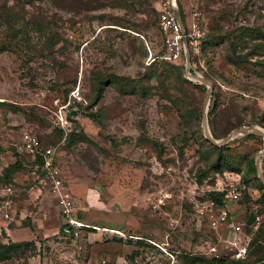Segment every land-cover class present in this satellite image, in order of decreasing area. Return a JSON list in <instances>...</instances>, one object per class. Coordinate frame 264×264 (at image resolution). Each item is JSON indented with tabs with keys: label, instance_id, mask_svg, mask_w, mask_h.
Here are the masks:
<instances>
[{
	"label": "rangeland",
	"instance_id": "obj_1",
	"mask_svg": "<svg viewBox=\"0 0 264 264\" xmlns=\"http://www.w3.org/2000/svg\"><path fill=\"white\" fill-rule=\"evenodd\" d=\"M164 1L0 0V174L19 163L10 177L12 195L0 198V228L19 220V201L32 190L40 196L31 198L29 209H48L39 231L31 232L35 250L9 254L0 264H116L134 251L146 253L148 246L127 243L128 235L198 252L209 237L229 238L224 228L198 232L192 220L193 199L217 183H239L241 203L234 210L261 216L264 248V191L251 165L264 139L238 136L221 147L205 139L206 87L185 77L184 52L177 61L161 58ZM174 2L185 26L199 13L205 32L198 47L189 48L190 73L212 87V137L220 141L241 127L264 130V0ZM75 87L84 102L67 108L70 128L58 166L79 218L98 228L78 240L59 233L48 187L16 150L26 134L47 145L61 142L53 112ZM260 169L264 176V157ZM86 196L96 206L88 209ZM20 235L11 234L14 241ZM5 237L0 231L6 245ZM226 256L222 260L230 261Z\"/></svg>",
	"mask_w": 264,
	"mask_h": 264
},
{
	"label": "built area",
	"instance_id": "obj_2",
	"mask_svg": "<svg viewBox=\"0 0 264 264\" xmlns=\"http://www.w3.org/2000/svg\"><path fill=\"white\" fill-rule=\"evenodd\" d=\"M175 9L174 0H165L160 5L158 16V27L165 47V52L161 58L170 62L177 61L183 54V36L174 16ZM191 18L189 25L184 27L188 47L194 50L204 39L205 32L199 22V13H194ZM82 102L84 101L80 89L75 87L70 91L66 103L53 112L52 124L63 131V141L67 129L70 128L66 117L67 108L70 105L82 104ZM16 150L30 158L35 170L39 172L42 181L48 187V192L53 195L59 209L61 234L77 239L83 230L94 229L74 217L77 211L75 199L58 166V146L43 147L36 136L26 134L21 138ZM237 177L239 178V176ZM238 186V182L225 185V187L217 183L215 186H208L206 191L193 199L191 205L195 223L199 227L205 226L211 232L224 228L229 235V238L225 240L212 239L211 237L205 239L198 248L199 251L195 252L196 254L215 260L223 259L225 253L227 254L226 257L231 260H244L247 257L250 243L262 224V218L253 212L246 213L244 211L240 214L238 209L234 210L235 207H239L241 201ZM12 193L13 188L11 186L0 185V198L12 195ZM252 215L253 219L249 220ZM4 217L8 218V213H5ZM150 243L158 248L162 255L153 253L151 255H139L133 260L125 258L116 264H185L176 253L165 248L166 244L160 246L153 242Z\"/></svg>",
	"mask_w": 264,
	"mask_h": 264
},
{
	"label": "trees",
	"instance_id": "obj_3",
	"mask_svg": "<svg viewBox=\"0 0 264 264\" xmlns=\"http://www.w3.org/2000/svg\"><path fill=\"white\" fill-rule=\"evenodd\" d=\"M180 15H181V19H182L183 25L185 26V21H184V17H183L182 12H180ZM69 93H68V95H69ZM98 97H100V93L98 94ZM77 105H81V104H77ZM59 132L61 133V135H63V138H64L63 131L60 130ZM63 138H62L60 143L58 142V143H56L54 145H47L44 142H42L39 138H38V140H39V143L41 144V146H43V147H48V146H55L56 147V146H58L59 151H60V146L64 142ZM64 140L66 142L67 138L65 137ZM31 165H33V163H31ZM251 165H252V170L254 171L253 161H252ZM18 170H19L18 161H16L14 165H11L10 167H7L6 169L3 170V172L0 174V177H2V175H3V177L5 176L7 178V180H3V182L6 183L5 185H9V186H11L13 188V186H12V184L10 182L11 181L10 177L13 174L12 172H15V171H18ZM261 188L264 191V186L263 185L261 186ZM240 203H241V201H240ZM74 217H75L76 220L82 222V219L79 218L78 213H75ZM252 219H253V215L249 217V220H252ZM192 220L194 222V226H195L196 231L201 232V228L203 226L200 228L195 223L194 219H192ZM23 225H24V227H27L26 224H23ZM261 226H262V224H261ZM261 226L259 227V229L256 232L255 236L253 237V239H252V241L250 243L249 253H248L247 257L244 260H230V261L225 262L222 259H219V260H215V259H212V258L210 259V258L205 257L204 255L196 254L195 252H192V253H187V252H184V251H180L179 252L178 250H174V249L169 248L168 247L169 244L165 248L167 250H169L170 252L176 253L178 255V258L185 264H245L246 262H247V264L249 262H251L250 264H264V248L260 244L261 243L260 242L261 233L263 232ZM197 227H199V228H197ZM29 230L32 232L31 228H29ZM85 230L86 231H90V232H94V230H92V229H85ZM60 233H61V230H60ZM126 238L128 240L127 243L130 242L131 240H136L137 241V245L138 244L139 245L140 244H144V245L148 246V248H143L142 252H144V253L146 252L145 254H143V256L144 255H148V254L151 255L152 253L155 254V255H162L161 251L158 248H156L153 244L150 243L151 241L149 242L148 240H146L144 238L130 236V235L126 236ZM158 245H160V244H158ZM29 247L31 248L32 251L35 250V245H34L33 242H22V243H19V244L18 243H10L9 242L6 245L3 244V243H0V259L7 258L9 254H15V253H19V252L23 253V251H27V249ZM144 249H147V250H144ZM134 252L135 253H131L130 256H127V259L133 260L136 257H138L139 255H141L140 251H134ZM251 257L253 258V260L248 262V260Z\"/></svg>",
	"mask_w": 264,
	"mask_h": 264
},
{
	"label": "water",
	"instance_id": "obj_4",
	"mask_svg": "<svg viewBox=\"0 0 264 264\" xmlns=\"http://www.w3.org/2000/svg\"><path fill=\"white\" fill-rule=\"evenodd\" d=\"M174 16H175L177 23L180 26L181 34L183 36L182 44H183V52H184V58H185V77L191 78L195 82H198L201 85H204L206 87V94H205V99H204V104H203V112H202V118H201V125H202V130H203V134H204L205 139L209 143H211L213 146H216V147L224 146L228 142H230L232 139H234L238 136L256 135V136L264 139V130L259 128V127H256V126L241 127L239 129H236V130L232 131L229 135H227V137H225L224 139H222L220 141H217L212 137V135L210 134V131H209L208 120H207V109H208V105H209V102L211 99L212 87H211L210 83L207 80H205L203 77H201L200 75H198L196 73H194V74L190 73V52H189V47H188L186 37H185V35H186L185 27L183 25L181 15L176 9L174 12ZM263 157H264V149L257 155V157L255 159L254 166H255V169L257 172L258 180L264 186V176H263L261 169H260V162H261V159Z\"/></svg>",
	"mask_w": 264,
	"mask_h": 264
},
{
	"label": "crops",
	"instance_id": "obj_5",
	"mask_svg": "<svg viewBox=\"0 0 264 264\" xmlns=\"http://www.w3.org/2000/svg\"><path fill=\"white\" fill-rule=\"evenodd\" d=\"M159 8H160V6H159ZM63 179H64V177H63ZM29 195H30L29 196L30 198L23 199L22 201H19L20 206H23V208H21L20 216H18L19 217V220L15 221V223L12 224V228L10 229V228H8L6 226L5 227L3 226L2 228H0L1 233L5 234V236H6L5 238H3V239H6V242H7L6 244H8L9 242L10 243H18V244L19 243H22V242H33L34 245H35V242H36L37 238L33 234H35L36 232L35 233H31V231L29 230V228L34 229L35 231H39V226H40L39 223L41 222L40 219H46V217H47L46 214L48 213V209L46 207L44 208L43 206H41L40 208H36V206H35V209L33 208L34 210L31 211L29 209V207L32 208V204H31V201L30 200H31V198H34L33 200L38 199V197L40 196V193H38V191L32 190ZM49 197L50 198H48V197L47 198L49 200L51 199L53 201L55 210L57 212V218H58V221H59V223L61 225V220H60V217H59V209L57 207L56 201H55L53 195L50 194V193H49ZM88 198H89L88 196L84 197V199H85L84 202L86 203V205L88 206V204H90V205L92 204V205L96 206L94 204V202L93 201H90ZM45 199L46 198H44V200ZM85 203H83V205H85ZM97 204H98L97 206L99 207L98 209L104 210V207L105 206H104L103 203H102V206L100 205V203H97ZM88 209H89V206H88ZM112 209H114V208H112ZM80 210H83V209H80ZM86 211L88 212V210H86ZM6 219H15V217L13 215L10 217V214H9V217L6 218ZM25 220H28V222L30 223V226L24 227L23 224H24V221ZM83 222L84 221H82V223ZM84 224L89 225L88 223H85V222H84ZM92 227L94 229H92V228H90V229H92L94 231H98V228L96 226L93 225ZM102 230H106V229L105 228H102L101 231ZM15 231H18V232L21 233V235H20L21 237H18L17 236L20 239V240L18 239V241H14L13 240L14 237L11 236V234H13V232H15ZM85 232H89V231H86V230H83L82 231V233H85ZM103 232H105V231H103ZM59 233H60V230H59ZM91 235H94V234H91ZM31 238H33L34 240L32 241ZM68 238L74 240L71 237H68ZM79 238H77L75 240H78ZM129 255H131V253ZM126 258H127V256H126ZM103 263L106 264L105 262H101L100 264H103Z\"/></svg>",
	"mask_w": 264,
	"mask_h": 264
}]
</instances>
